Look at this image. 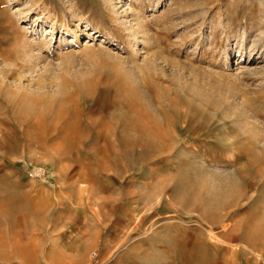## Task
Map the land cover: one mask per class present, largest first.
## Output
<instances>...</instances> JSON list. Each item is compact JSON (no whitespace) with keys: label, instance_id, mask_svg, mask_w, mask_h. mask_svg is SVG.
Returning a JSON list of instances; mask_svg holds the SVG:
<instances>
[{"label":"rangeland","instance_id":"obj_1","mask_svg":"<svg viewBox=\"0 0 264 264\" xmlns=\"http://www.w3.org/2000/svg\"><path fill=\"white\" fill-rule=\"evenodd\" d=\"M0 264H264V0H0Z\"/></svg>","mask_w":264,"mask_h":264},{"label":"bare ground","instance_id":"obj_2","mask_svg":"<svg viewBox=\"0 0 264 264\" xmlns=\"http://www.w3.org/2000/svg\"><path fill=\"white\" fill-rule=\"evenodd\" d=\"M140 29H141V27H140ZM140 32H141V31H140ZM142 35H143V37L146 36V34H145L144 32H142ZM11 39H12L13 42H16V41L14 40V39H16L15 37H14V39H13V38H11ZM144 43H145V42H144ZM21 47H22V46H21ZM21 47H20V49H22ZM4 61H5V60H4ZM11 71H12L11 69H9V70H3L2 73L8 75V74H11ZM148 129H150V128L148 127ZM148 129H147V130H148ZM150 130H151V129H150ZM148 132H149V131H146V133H148ZM152 134H153V133H152ZM160 143H161V142H160ZM162 143H163V142H162Z\"/></svg>","mask_w":264,"mask_h":264}]
</instances>
